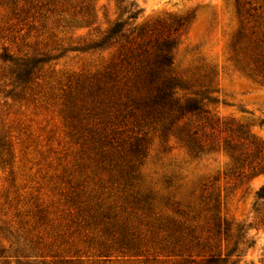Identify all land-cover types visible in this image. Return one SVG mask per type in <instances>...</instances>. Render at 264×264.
I'll use <instances>...</instances> for the list:
<instances>
[{
	"label": "rangeland",
	"instance_id": "rangeland-1",
	"mask_svg": "<svg viewBox=\"0 0 264 264\" xmlns=\"http://www.w3.org/2000/svg\"><path fill=\"white\" fill-rule=\"evenodd\" d=\"M263 59L264 0H0V264H264Z\"/></svg>",
	"mask_w": 264,
	"mask_h": 264
},
{
	"label": "trees",
	"instance_id": "trees-1",
	"mask_svg": "<svg viewBox=\"0 0 264 264\" xmlns=\"http://www.w3.org/2000/svg\"><path fill=\"white\" fill-rule=\"evenodd\" d=\"M124 14L128 15L129 20H135L140 14V10L134 3H130L128 8L124 9ZM125 23L117 21L115 22L105 33L104 37L101 39L100 43L97 46H106L110 44L113 40L123 37L121 34ZM174 42L169 39L162 40L156 46V51L152 55V59L149 60L147 64V69L143 71L144 82L153 92L150 94V97L144 101V108H157V107H166L169 108L176 107L177 111L183 115L184 113L199 112L200 107L187 103L184 106H175L173 100V90L176 87L174 81L168 77H162L163 73L168 70L172 64L171 51L174 48ZM146 53V52H144ZM151 56V55H148ZM5 59V58H3ZM258 63V62H256ZM261 70L264 71V59L261 62ZM20 76V75H19ZM19 80L25 81L29 77V72H24L23 76H20ZM160 84L158 85V83ZM231 148H229L230 150ZM259 199L264 198V188L257 194ZM225 259L210 255L205 259V264H224Z\"/></svg>",
	"mask_w": 264,
	"mask_h": 264
}]
</instances>
